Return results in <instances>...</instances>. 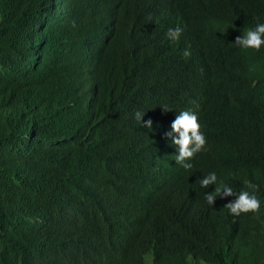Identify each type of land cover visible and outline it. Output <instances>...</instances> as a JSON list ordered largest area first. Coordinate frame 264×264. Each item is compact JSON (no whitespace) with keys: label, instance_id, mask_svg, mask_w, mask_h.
<instances>
[{"label":"trees","instance_id":"obj_1","mask_svg":"<svg viewBox=\"0 0 264 264\" xmlns=\"http://www.w3.org/2000/svg\"><path fill=\"white\" fill-rule=\"evenodd\" d=\"M89 3L69 0L59 15L51 0H0V74L9 80V94L46 99L42 86L48 79L54 83L63 79L57 67L67 60V43L74 42L66 27L81 22L101 49L94 59L102 71L100 100L89 108L83 97L85 109L98 120L119 111L125 124L133 128L141 124L135 118L137 108L126 107L121 93L131 88L135 49L147 40L161 83L154 118L174 121L181 111L190 110L198 116L207 140V150L186 161L192 164L190 170L175 162L178 149L172 146L167 176L159 180L160 189L139 215L137 240L122 264H190L189 258L192 264H264V47L255 51L233 43L238 31L264 23V0ZM20 20L40 31L35 63L41 62L42 70L16 69L11 63L13 51L29 49L15 42ZM176 27L183 29L182 35L171 41L166 34ZM132 29L142 36L134 43ZM185 50L190 56L183 55ZM138 58L149 66L147 56ZM165 106L172 111H163ZM4 141L0 135V163L9 158ZM160 148L167 150L166 143ZM28 154L35 170L26 174L46 194L61 177L77 173L75 155L56 164L60 155L54 150L31 148ZM211 172L236 193L248 190L245 181L256 184L259 213L233 217L225 205L235 196L217 197L210 206L205 195L215 186L203 189L199 180ZM0 174L10 178L1 167ZM71 236L62 229L49 239Z\"/></svg>","mask_w":264,"mask_h":264},{"label":"clouds","instance_id":"obj_2","mask_svg":"<svg viewBox=\"0 0 264 264\" xmlns=\"http://www.w3.org/2000/svg\"><path fill=\"white\" fill-rule=\"evenodd\" d=\"M102 1L90 3L100 5ZM68 2L51 0V7L62 15ZM66 30L74 42L67 43V60L57 67L63 79L57 83L48 79L42 86L46 99L9 94V80L0 74V135L9 154L8 162L0 163V167L10 175L5 178L0 174V264H122L137 240L139 215L145 211L148 198L160 189L159 180L167 176L172 146L178 149L175 162L185 170L192 168L186 161L207 150L194 112L181 111L174 121L163 123L154 118V99L161 83L154 50L147 40L135 49L131 88L121 93L126 107L137 108L135 118L141 124L137 128L125 124L119 111L107 119H96L85 109L82 98L88 99L89 108L100 100L102 71L94 59L101 49L92 42L83 23H71ZM182 32L176 27L166 35L178 41ZM132 35L133 43L142 37L135 30ZM15 42L29 49L13 51L12 65L26 71L42 70L41 62L35 63L42 42L39 29L20 20ZM233 43L259 51L264 47V23L238 31ZM139 54L148 57L149 66ZM183 55L188 57L190 52L185 50ZM162 109L172 111L167 106ZM163 142L167 150L160 148ZM31 148L58 152L56 164L68 155L77 156L76 175L61 177L51 192L44 193L26 174L35 170L28 154ZM199 183L203 189L215 186L205 195L210 206L217 197L235 196L234 202L225 205L233 217L260 211L256 184L245 181L248 190L236 193L219 181L215 172ZM62 229L72 236L49 239L50 234H59Z\"/></svg>","mask_w":264,"mask_h":264},{"label":"rangeland","instance_id":"obj_3","mask_svg":"<svg viewBox=\"0 0 264 264\" xmlns=\"http://www.w3.org/2000/svg\"><path fill=\"white\" fill-rule=\"evenodd\" d=\"M192 264V263H191ZM200 264V263H199Z\"/></svg>","mask_w":264,"mask_h":264}]
</instances>
